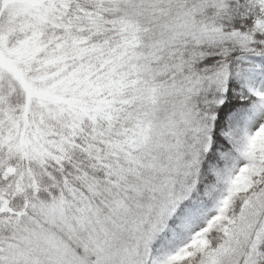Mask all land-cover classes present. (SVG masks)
Masks as SVG:
<instances>
[{
	"label": "snow or ice",
	"instance_id": "snow-or-ice-1",
	"mask_svg": "<svg viewBox=\"0 0 264 264\" xmlns=\"http://www.w3.org/2000/svg\"><path fill=\"white\" fill-rule=\"evenodd\" d=\"M0 264H264V0H0Z\"/></svg>",
	"mask_w": 264,
	"mask_h": 264
}]
</instances>
